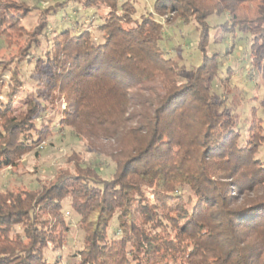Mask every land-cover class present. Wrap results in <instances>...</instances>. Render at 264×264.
<instances>
[{
  "label": "trees",
  "instance_id": "obj_1",
  "mask_svg": "<svg viewBox=\"0 0 264 264\" xmlns=\"http://www.w3.org/2000/svg\"><path fill=\"white\" fill-rule=\"evenodd\" d=\"M52 1L0 0V171L66 135L94 156L70 147L50 182L0 191V264H62L67 205L83 234L71 264H264V100L247 97L241 125L244 91L207 53V18L225 13L264 84V0H155L139 15L142 0ZM71 1L92 25L57 20ZM167 12L200 31L189 77L162 45Z\"/></svg>",
  "mask_w": 264,
  "mask_h": 264
},
{
  "label": "rangeland",
  "instance_id": "obj_2",
  "mask_svg": "<svg viewBox=\"0 0 264 264\" xmlns=\"http://www.w3.org/2000/svg\"><path fill=\"white\" fill-rule=\"evenodd\" d=\"M45 1V4H47L48 1L53 2L52 0ZM154 1L155 0H142L137 6L139 11L138 15L143 12V10L146 11V5L151 9ZM28 2L31 5L34 4V0H28ZM70 5L73 7V11L69 10L67 14H64L63 18L62 16L60 18L58 14L57 20H70V23H72L73 20L79 21L81 24L85 23L86 26L92 25L94 19H89L86 11L82 7H79L76 2L72 1ZM75 7H79V10ZM38 14L39 12L35 10L32 17L25 21L23 25L26 28L36 25L38 23ZM155 17L158 22H161L164 26L162 45L170 53L171 57H175L180 61L184 69L183 75L189 77L191 70L197 67L202 62L203 58L202 52L198 48V43L201 38L200 31L193 21L189 23L179 21L175 12H167L163 15H156ZM227 21L228 16L225 13L220 15L212 14L207 18V22L211 26L207 53L209 55L213 53L218 54L221 71L226 72L229 67L233 69V83L237 85L236 90L240 92L244 91L243 98L245 102L243 106L241 105L242 107L238 109L242 114L240 124L244 125L247 123L245 118L248 117L249 108L257 104V101L248 100L247 97L258 94L262 97L261 100H264V84L261 76H255L256 71L251 67L249 62L250 51L246 36L239 29H235V31L225 30L224 27ZM70 23H66V25L69 26ZM215 25H218V27H214ZM41 46L44 49L46 43L43 42ZM28 67L30 66H27L26 73L31 72ZM258 71L260 72V69ZM214 88L215 92H220L219 89L216 87ZM22 97V99L17 98L13 104L17 112L27 109L26 101L28 97L24 95H22ZM58 104L57 106L62 110L66 108L64 101ZM110 143H112V141L103 140L100 145L106 148L110 146ZM44 146V150L41 149L38 155L34 152L25 156L24 163L19 168H8L0 171V191L6 190L14 185H20L21 183L28 186L38 185V182H36L37 177L44 183L50 182L57 171L68 169L69 166H72V164L67 161L69 154L72 152L70 147L78 150L81 156L87 160L90 158L92 159L94 156V153L90 149V143L86 138H75L71 135H66L65 141H56L52 148H49L48 142L45 143ZM257 156L264 159V145L261 147ZM103 158L104 155L102 154V159ZM65 217L69 220L71 230L69 243L63 246L60 259L62 264H71L69 262L70 254L81 246L83 234L78 225V217L68 205L65 208ZM115 226L116 222L114 221L113 228Z\"/></svg>",
  "mask_w": 264,
  "mask_h": 264
}]
</instances>
